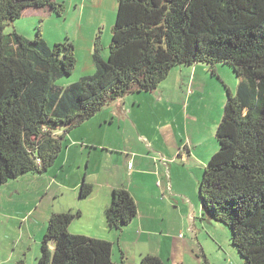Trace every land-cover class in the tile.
Returning a JSON list of instances; mask_svg holds the SVG:
<instances>
[{
    "label": "trees",
    "instance_id": "trees-1",
    "mask_svg": "<svg viewBox=\"0 0 264 264\" xmlns=\"http://www.w3.org/2000/svg\"><path fill=\"white\" fill-rule=\"evenodd\" d=\"M116 2L108 60L98 36L95 75L64 89L56 82L76 68L74 43L67 39L52 50L40 27L28 40L15 26L28 9L62 16L63 3L0 0V186L47 173L68 133L129 94L155 92L174 67L228 65L239 84L235 95L227 89L219 150L200 183L202 215L229 227L244 264H264V0ZM93 192L84 180L80 200ZM78 216L52 214L39 264H125L123 254L120 263L114 261L113 243L70 232ZM137 216L132 194L113 190L105 212L108 231H123ZM139 264L164 262L146 255Z\"/></svg>",
    "mask_w": 264,
    "mask_h": 264
},
{
    "label": "rangeland",
    "instance_id": "rangeland-1",
    "mask_svg": "<svg viewBox=\"0 0 264 264\" xmlns=\"http://www.w3.org/2000/svg\"><path fill=\"white\" fill-rule=\"evenodd\" d=\"M58 1L65 6L64 15L57 16L49 8L32 9L15 26L28 40L36 39L40 27L52 50L67 39L74 43L76 68L72 75L56 82L58 87L66 89L95 75L93 53L98 36L103 47L102 55L105 54V60H108L118 5L116 0ZM12 30L13 26L6 33ZM238 84L239 79L228 65L218 64L213 69L204 64L176 66L155 92L126 96L134 108L132 116L121 118L116 114L117 120L112 123L111 115L117 110L115 102L72 130L55 167L44 176H26L0 186V264H39L48 222L56 213L54 209L66 213L91 200L79 201L86 173L96 175L95 179L102 182L110 179L127 183L145 181L148 185L140 192L151 196L156 195L152 180L162 174L174 186L173 195L166 197L165 201L160 195L151 207L146 199L143 202L149 205H141L142 209H153L156 222L164 224L171 235L179 231L182 238L194 246L193 249L187 248L186 252H175L173 261L166 260L165 264H205L203 255L210 264H244L232 244L229 227L203 218L199 189L205 167L196 162L197 158L190 164L187 162L189 148L194 153L193 159L195 155L202 157L206 150L209 153L213 150L214 154L219 150L216 133L224 115L227 89L235 95ZM194 138L203 141L202 149H194L191 144ZM94 142H103L114 152L94 148ZM70 145L76 147L69 155ZM171 147L174 153L170 151ZM67 160L68 164L64 163ZM78 177L81 183L74 194L71 185ZM62 185L67 187L65 191L61 190ZM99 192L96 189V194ZM126 246L130 251L140 253L131 244ZM117 256L120 252L115 247V261Z\"/></svg>",
    "mask_w": 264,
    "mask_h": 264
},
{
    "label": "crops",
    "instance_id": "crops-1",
    "mask_svg": "<svg viewBox=\"0 0 264 264\" xmlns=\"http://www.w3.org/2000/svg\"><path fill=\"white\" fill-rule=\"evenodd\" d=\"M29 10L32 9L26 10L24 14H26ZM83 11H84V7L80 9L81 15L83 14ZM90 48H91V53H93V47L91 44H90ZM103 58L105 59V54L103 55ZM120 100L116 101L117 110L114 111L111 115L110 120L112 123H114L117 120L116 114H118L121 118H128L132 116L134 113V108L128 103L126 97ZM134 124L138 128L136 122H134ZM70 133H68L66 137L69 136ZM92 144L94 148L96 147L98 149L109 150L114 152L111 147H107L106 145L103 144V142H94ZM191 144L193 145L195 150L202 149L204 147L203 141L195 140V138L192 140ZM165 145H166L165 147H168V142H165ZM73 147H76V145L74 146L70 145V147L68 148V154L71 152ZM85 150L86 149H84V151ZM170 151L173 152L172 147L170 148ZM193 154H194L193 151L191 150V148H189L188 151L189 159H187V162L190 164L191 161H196L197 158L196 162L203 168L206 167L207 162H209L211 157L214 155L213 150L210 153L208 152V150H206L204 154L202 153V157H198L197 155H195V159H193L194 157ZM69 158L70 157H68V159ZM64 163L68 164V160L66 162L64 161ZM56 171L59 172V170ZM95 172L96 174H98L97 169H95ZM162 175L155 178V180H152L154 182L153 183L154 194L156 195L151 196L149 194L145 195L144 193L140 192L141 188H144V186L148 185V183H146L145 181H140V182L138 181L137 183L132 181L127 183L126 181L122 182L118 179L116 180L110 179L109 181L102 182L101 180L97 181V179H95L96 175H89V173H86L84 176V180H86L88 183L94 186V192L93 195L90 198H88L89 200L91 199L90 201L85 203L82 207L78 208L77 210L75 209L71 210V212L73 213L78 212L79 216L72 222L71 224L72 226H70V232L79 235L93 236L95 238L103 239L113 243L114 248L117 247L118 251L120 252V256H117L118 257L117 261L114 260L117 263H120L122 261V254H123L125 257V264H138L140 263L141 258L146 255H153L159 257L165 264L166 260L173 261L172 259L174 257L173 255H175V252L179 254L182 251L186 252L187 248L189 249L192 247L193 249L194 246L191 244V242L183 239L182 238L183 235L179 234L178 233L179 231L175 233V235H171L169 233L170 232L169 229L168 230L165 229L164 224L161 225L160 222L157 223L153 209L145 210L141 208V205L144 203L143 202L144 199H146L151 204L150 205L151 207L156 203V199L158 198V196L161 195V198L164 199L163 201H165L166 197L173 195L172 191L174 186L169 184V181L167 182V179L165 177H162ZM26 176L41 177L44 175H31V174L30 176L24 175L18 180ZM18 180H14V181H18ZM80 183H81V178L79 179V177L76 180H73V183L71 185V191L74 194L78 191V188L80 187ZM63 186L64 185L60 186V188L62 191H65L67 187L66 186L63 187ZM120 188H125L132 194L134 200L137 203L138 216L134 219L132 224L127 228H125L123 231L118 233H113L110 231L108 232L107 231L108 229L106 228L105 212L107 207L111 203V196L113 190ZM96 189L100 190L98 194H96ZM58 196L59 195H57V197ZM150 197L153 198V200H150L151 199ZM79 201L82 202V200ZM83 202H85V200ZM149 203H144V204L149 205ZM54 211L56 213L65 212V211L57 212L56 209H54ZM127 234H128L127 237H129V239H127L126 237ZM126 244H131L132 246H134V249H139L140 253L138 252L134 253L130 251L129 247L126 246Z\"/></svg>",
    "mask_w": 264,
    "mask_h": 264
},
{
    "label": "water",
    "instance_id": "water-1",
    "mask_svg": "<svg viewBox=\"0 0 264 264\" xmlns=\"http://www.w3.org/2000/svg\"><path fill=\"white\" fill-rule=\"evenodd\" d=\"M37 1H39V0H28V2H30V3H34V2H37Z\"/></svg>",
    "mask_w": 264,
    "mask_h": 264
}]
</instances>
